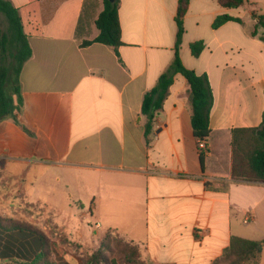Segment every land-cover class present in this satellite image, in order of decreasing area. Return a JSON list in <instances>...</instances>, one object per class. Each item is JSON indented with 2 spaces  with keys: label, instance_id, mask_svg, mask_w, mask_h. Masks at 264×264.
Masks as SVG:
<instances>
[{
  "label": "crops",
  "instance_id": "crops-1",
  "mask_svg": "<svg viewBox=\"0 0 264 264\" xmlns=\"http://www.w3.org/2000/svg\"><path fill=\"white\" fill-rule=\"evenodd\" d=\"M10 1L32 56L20 76L21 111L0 123L2 192L12 191L15 177L37 176L28 182L35 204H53L64 189L79 204L83 197L96 227L139 245L147 264H213L232 236L264 239V183L232 176V130L263 121L264 27L253 34V14H264V0L232 9L218 0H190L180 57L208 76L214 93L204 165L181 74L150 144L145 136L143 98L173 63L179 0H120L117 50L82 46L99 33L92 22L88 36H76L86 0ZM97 5L94 20L104 9L102 0ZM224 14L242 23L214 29ZM197 41L205 48L196 57L190 44ZM44 183L50 198L40 195Z\"/></svg>",
  "mask_w": 264,
  "mask_h": 264
},
{
  "label": "trees",
  "instance_id": "trees-1",
  "mask_svg": "<svg viewBox=\"0 0 264 264\" xmlns=\"http://www.w3.org/2000/svg\"><path fill=\"white\" fill-rule=\"evenodd\" d=\"M99 0H86L79 18L76 36L83 39L90 33V24L95 23L99 33L93 40H83L82 46L101 43L117 50L123 45L122 29L119 18L120 0H102L103 11L95 19ZM225 8H239L246 0H218ZM190 0H179L175 17L177 37L173 63L164 72L156 86L145 93L142 102V115L146 119L145 136L147 143L155 123L169 95L174 76L181 74L186 79L190 89L192 102V127L198 141L208 140L211 135L210 114L214 106V93L206 74L199 75L188 69L181 57L180 48L186 33L185 16ZM0 123L10 116H16L21 111L23 100L21 94L20 76L24 64L31 58L32 49L29 38L24 32L19 9L10 0H0ZM257 20V28L264 27V14H253ZM229 21L241 22L239 18L224 14L218 16L213 28L218 29ZM205 48L204 41L190 44L191 53L199 56ZM17 97V105L14 97ZM209 148L199 149V158L204 165ZM233 164L232 176L236 180L264 183V114L263 121L256 128H235L232 130ZM110 231L104 235L100 246L83 264H116L110 259L114 247L127 263L137 264L142 260L141 248L137 244L127 242L118 232ZM116 232V231H114ZM120 235V236H119ZM121 243L123 246H121ZM264 248L263 240H249L232 236L230 245L222 256L213 264H258ZM59 247L43 232L31 225L4 217L0 214V261L16 262L18 264H72L60 254ZM55 259V260H54Z\"/></svg>",
  "mask_w": 264,
  "mask_h": 264
},
{
  "label": "rangeland",
  "instance_id": "rangeland-1",
  "mask_svg": "<svg viewBox=\"0 0 264 264\" xmlns=\"http://www.w3.org/2000/svg\"><path fill=\"white\" fill-rule=\"evenodd\" d=\"M0 21L5 22L2 16H0ZM35 178L37 176L11 179L12 191L6 194L1 190L6 189L7 179L0 177V213L43 232L59 247L60 254L67 260L72 264H83L88 256L99 248L103 235L108 231L104 234V228L96 227L95 219L90 214L88 201L83 197H81L82 204H79V200L75 197L70 200L66 189H64L65 193L62 192L63 194L59 192L58 198L56 201L54 200L55 202L53 201V204H35L30 199H34L32 197L34 193L30 192L31 189L28 185V182ZM40 195L44 198L51 197L49 184L44 183ZM80 206L83 207L80 208ZM110 232L113 235L118 234L114 231ZM121 246H123L122 243ZM118 250V247H114L113 252L108 253L110 259H113L116 264H131L124 260ZM6 264L18 263L6 262ZM137 264L147 263L141 260Z\"/></svg>",
  "mask_w": 264,
  "mask_h": 264
},
{
  "label": "built area",
  "instance_id": "built-area-1",
  "mask_svg": "<svg viewBox=\"0 0 264 264\" xmlns=\"http://www.w3.org/2000/svg\"><path fill=\"white\" fill-rule=\"evenodd\" d=\"M204 148H207V141L206 140L198 141V149H204Z\"/></svg>",
  "mask_w": 264,
  "mask_h": 264
},
{
  "label": "water",
  "instance_id": "water-1",
  "mask_svg": "<svg viewBox=\"0 0 264 264\" xmlns=\"http://www.w3.org/2000/svg\"><path fill=\"white\" fill-rule=\"evenodd\" d=\"M110 1H114V0H110Z\"/></svg>",
  "mask_w": 264,
  "mask_h": 264
}]
</instances>
